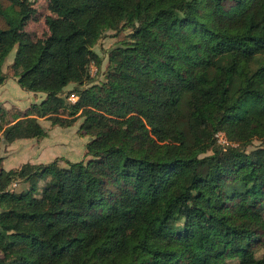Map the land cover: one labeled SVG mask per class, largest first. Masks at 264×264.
Returning <instances> with one entry per match:
<instances>
[{"label": "trees", "instance_id": "16d2710c", "mask_svg": "<svg viewBox=\"0 0 264 264\" xmlns=\"http://www.w3.org/2000/svg\"><path fill=\"white\" fill-rule=\"evenodd\" d=\"M23 1L0 0V83L17 43L19 86L46 96L40 112L3 129L6 142L46 135L37 117L57 114L64 88L90 80L107 29H130L131 40L110 55L106 84L69 105L96 132L91 159L0 170V264H225L229 255L264 264L249 246L264 230V146L246 153L215 138L264 143V0H49L56 18L40 42L17 35ZM15 180L30 187L15 193ZM128 189L163 196L138 207ZM63 214L80 222L61 229Z\"/></svg>", "mask_w": 264, "mask_h": 264}, {"label": "rangeland", "instance_id": "374dc122", "mask_svg": "<svg viewBox=\"0 0 264 264\" xmlns=\"http://www.w3.org/2000/svg\"><path fill=\"white\" fill-rule=\"evenodd\" d=\"M23 12L28 16L27 20L23 24L22 28L17 31L19 37L29 39L31 41H41L48 35V24L51 20L56 18V14L51 10L49 0H25L22 3ZM260 24V22H254ZM131 30L130 29H107L100 37L97 43L93 46V50L98 55L99 64L97 65L93 61L89 64L90 80L80 86L78 91L76 90V84L71 83L62 92V96L66 98V105L58 108L57 114L48 113L43 117H37L38 121L42 124L44 131H46V138H35L30 142L12 144L4 140L3 129L17 122L18 120L31 117V113L40 112V106L44 100L46 94L41 92H32L22 89L18 82V70L14 67V54L17 43L14 44L13 49L8 56L4 59L1 66V74L4 76L0 83V167L6 162L13 167L22 165L23 162L37 161L40 159L42 149L40 147L46 145L54 149V154L51 157H56L58 165L60 167H67L66 162H87L91 159V156H86L85 145L89 143L94 137L96 132L85 133L81 129V125L84 121V117L81 114V109L77 108L72 110L69 105H73L78 101V94L82 89L89 87L100 89L106 84L108 78V71L110 67V55L114 49L121 46L123 41H130ZM125 45V44H124ZM209 97L217 100L221 94V88L213 89L209 91ZM192 98L200 102L202 101L203 93L200 91H194ZM30 115V116H28ZM58 117V118H57ZM59 119L63 121L62 125L52 122ZM73 120V121H72ZM68 121H72L69 126ZM44 138V137H43ZM216 142L218 146L225 149L227 146H237L249 153L257 148L263 147L262 140L254 138L252 141L241 146L239 143L230 142L227 140L223 132H217L215 134ZM53 152V151H52ZM208 151L206 154H210ZM47 159L46 161H51ZM18 164V165H17ZM17 169V168H16ZM92 169L95 170L94 166ZM264 175V172H261ZM30 181L19 182L17 180L12 181L8 186V189L19 193L24 188L30 187ZM39 183V182H38ZM35 186L34 196H39L41 193L42 185H45V180L41 181L42 185ZM39 185V186H38ZM110 186V185H109ZM163 196V192H158L153 196H147L141 198L139 194L128 189L125 192V197L138 207L150 208L157 204L159 199ZM203 204V200L194 196L191 199V205ZM262 206V218L264 219V199L261 200ZM0 207V212H1ZM225 211L229 214V219L233 222L235 219L228 207ZM69 215H61L56 224L59 228L65 229L73 225H77L80 221L77 219H71ZM176 225L181 226L182 222H177ZM213 228L216 226L213 224ZM250 250L253 255L258 258L264 254V230H260L258 234L249 242ZM1 258V255H0ZM239 259L236 255L227 256L224 259L225 264H237Z\"/></svg>", "mask_w": 264, "mask_h": 264}, {"label": "crops", "instance_id": "0c3cea01", "mask_svg": "<svg viewBox=\"0 0 264 264\" xmlns=\"http://www.w3.org/2000/svg\"><path fill=\"white\" fill-rule=\"evenodd\" d=\"M38 120V119H37ZM39 122V121H38ZM40 123V122H39ZM40 125L42 126V124L40 123ZM43 127V126H42ZM46 132V131H45ZM44 137V138H43ZM43 137H41L42 139H45L46 138V136H43ZM35 138H16V139H14V140H12V141H10V142H8V143H10V144H12V143H14V142H18V143H24V142H30V141H32V140H34ZM48 146H46V145H44V146H42V147H40L41 149H42V151H41V156H40V159H38L37 161H28V163H31V164H46V163H49V162H51V161H53V160H56V157H51L50 155H52V154H54V149H52L50 146H49V148L50 149H48L47 148ZM53 151V152H52ZM52 158V160L51 161H46L47 159H51ZM12 161H10L9 163H5L4 165H2L1 167H0V170H2V171H9V170H14V169H18L19 167H21V165H18L17 167H13L12 168V164L11 165H9L10 163H11ZM24 163H27V162H23L22 164H24Z\"/></svg>", "mask_w": 264, "mask_h": 264}]
</instances>
